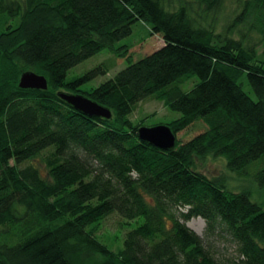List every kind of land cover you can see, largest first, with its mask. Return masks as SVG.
Segmentation results:
<instances>
[{"label": "trees", "instance_id": "1", "mask_svg": "<svg viewBox=\"0 0 264 264\" xmlns=\"http://www.w3.org/2000/svg\"><path fill=\"white\" fill-rule=\"evenodd\" d=\"M237 1L217 31L208 14L224 0H0V264H264L263 206L198 169L208 156L239 175L264 163V0ZM137 20L160 45L133 61L116 43ZM104 48L127 65L88 89L77 85L101 65L67 80ZM27 70L47 88L19 87ZM58 91L111 117L85 115ZM149 97L180 112L164 123L175 134L197 120L206 128L168 150L140 140L129 116ZM250 176L264 187V165ZM112 213L123 228L135 222L116 249L98 234ZM196 216L203 236L186 224ZM217 237L236 255H219Z\"/></svg>", "mask_w": 264, "mask_h": 264}, {"label": "rangeland", "instance_id": "2", "mask_svg": "<svg viewBox=\"0 0 264 264\" xmlns=\"http://www.w3.org/2000/svg\"><path fill=\"white\" fill-rule=\"evenodd\" d=\"M177 4V2H175ZM241 9L240 3L237 0H224L223 5L215 12L208 14V19L212 18L215 25V30L222 29ZM249 18V17H248ZM247 20L249 21V19ZM248 21L243 22V26H247ZM236 36V34H235ZM254 38H257L256 34H253ZM127 44L133 61L144 56L148 52L156 49L160 45V37L150 33V29L144 22L137 20L132 25V31L129 35L121 38L117 41L116 45ZM258 52L261 51V45L257 46ZM128 63L127 58L118 57L114 52L107 48L101 49L90 57L77 63L71 67L67 73V80L80 77L88 69L101 65V71L94 77L80 82L77 86L81 89H88L92 86L99 84L100 82L112 77L118 70L125 67ZM198 81L196 75L184 80L180 83L182 90H189L193 84ZM244 90L248 91L253 99H256V95L247 82L245 74L240 78ZM180 116V112L173 110L168 106H165L163 102L156 100L155 98H146L139 101L130 114L129 118L134 122H141L143 126H154L157 124H164L172 119ZM206 125L203 121L197 120L187 126L186 128L178 131L175 136L176 139L184 141L193 135L203 131ZM223 158H213L208 156L203 160H198V169L207 175L214 178L224 176V182L227 188L231 190H248L250 198L253 201L260 203L264 208V187L258 186L250 174L255 172L259 167L263 166L262 159L256 160L249 165L247 173L241 175L234 171L226 169ZM228 170V171H227ZM123 219L117 214L112 213L108 215L99 225L98 234L101 239L110 247L116 249L119 245H122V235L131 225H135L134 221L129 227L123 228L121 223ZM187 226L194 230L199 235L203 236L205 231V221L202 217H192L186 222ZM219 255H236L235 245L228 238L217 237L214 240V247Z\"/></svg>", "mask_w": 264, "mask_h": 264}, {"label": "water", "instance_id": "3", "mask_svg": "<svg viewBox=\"0 0 264 264\" xmlns=\"http://www.w3.org/2000/svg\"><path fill=\"white\" fill-rule=\"evenodd\" d=\"M21 88H47V79L43 74L27 70L21 73L18 82ZM58 96L72 105L79 112L88 116L111 117L109 108L99 104L89 96L81 93L58 91ZM138 138L161 149L175 147L176 136L169 125L157 124L154 126H139L137 129Z\"/></svg>", "mask_w": 264, "mask_h": 264}]
</instances>
